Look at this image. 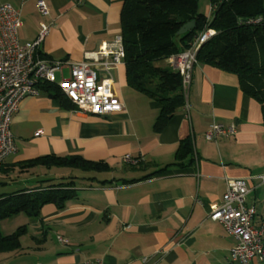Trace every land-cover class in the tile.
I'll return each mask as SVG.
<instances>
[{"label": "crops", "instance_id": "0c3cea01", "mask_svg": "<svg viewBox=\"0 0 264 264\" xmlns=\"http://www.w3.org/2000/svg\"><path fill=\"white\" fill-rule=\"evenodd\" d=\"M44 1L48 16L40 14L35 0L0 4L19 11L18 38L23 44L35 39L40 21L51 23L41 53L65 62L62 75L56 74L58 86L61 77H69L71 63L121 35L125 0ZM209 7V0H198L200 12L209 15ZM112 79L124 107L104 116L74 112L68 102L44 90L19 102L10 119L17 151L3 166L44 155H79L106 163L109 169L68 173L76 191L64 208L44 205L39 217L12 230L24 228L20 246L0 253L22 249L30 224L29 248L45 264L95 259L107 264H241L230 257L235 238L208 215L221 203L226 178H245L250 190L246 203L256 209L254 222L264 219V118L258 102L240 89L236 74L199 62L184 108L157 132L160 104L128 85L124 64L112 71ZM213 122L235 124V135L206 140L204 134ZM187 138L192 159L175 163L178 146ZM126 155L137 162H125ZM51 169L36 166L21 172L16 167L5 177ZM58 176L43 172L23 181H36L35 187L46 179L58 182L54 180ZM251 264L264 263L254 259Z\"/></svg>", "mask_w": 264, "mask_h": 264}, {"label": "trees", "instance_id": "16d2710c", "mask_svg": "<svg viewBox=\"0 0 264 264\" xmlns=\"http://www.w3.org/2000/svg\"><path fill=\"white\" fill-rule=\"evenodd\" d=\"M209 2L213 7L209 18L199 11L198 0H125L123 4L121 36L125 50L126 81L131 88L160 104L154 124L157 132L186 104L179 73L158 62L188 48L194 37L207 27L216 33L199 48L197 62L211 63L236 74L240 89L258 102L264 118V0ZM192 20L196 23L195 28L178 35L181 26ZM40 90L74 107L53 83L41 84ZM186 157L192 159V142L189 138L180 142L175 163L182 164L181 161ZM36 166L93 172L109 169L106 163L90 161L79 155H44L7 167L2 165L0 171L5 175L9 169L17 167L22 172ZM73 179L66 177L58 182L46 179L35 187H21L12 192L0 193V220L21 213L36 219L46 204L63 209L75 194ZM11 180L1 181L0 184L7 185ZM23 232L22 227L7 235L0 232V252L18 248L19 236Z\"/></svg>", "mask_w": 264, "mask_h": 264}, {"label": "built area", "instance_id": "2783aa9c", "mask_svg": "<svg viewBox=\"0 0 264 264\" xmlns=\"http://www.w3.org/2000/svg\"><path fill=\"white\" fill-rule=\"evenodd\" d=\"M35 2L40 14L48 16L45 1ZM212 11L210 4L208 18ZM21 25L19 11L8 3L0 4V169L6 159L17 151L10 131V119L19 102L26 96L38 95L41 84H54L56 74L62 75L65 64L62 60L49 59L41 54V45L50 31L51 23L40 21L35 39L24 44L18 38ZM215 33L212 28L203 29L189 43L188 48L165 59L166 65L179 73L185 98L193 69L198 63L196 54L201 45ZM124 58L122 36L118 35L111 43H103L97 50L86 52L82 61L70 64L69 77H61L58 87L73 104L74 112L104 116L123 109L124 104L113 89L112 71L124 64ZM39 133L38 130L35 134ZM235 133V124L213 122L204 135L206 140L212 141ZM123 160L137 162L128 155ZM261 178L264 180V175ZM249 191L245 178H226L221 203L211 210L208 217L221 223L235 238L236 244L230 250L232 260L251 264L257 259L264 263V219L255 224L256 209L246 203ZM79 264L107 263L95 259Z\"/></svg>", "mask_w": 264, "mask_h": 264}, {"label": "rangeland", "instance_id": "374dc122", "mask_svg": "<svg viewBox=\"0 0 264 264\" xmlns=\"http://www.w3.org/2000/svg\"><path fill=\"white\" fill-rule=\"evenodd\" d=\"M159 65H165L166 63L164 61L158 62ZM184 95V94H183ZM48 170V169H45ZM47 175H55L58 174L59 176L54 179L55 181H59L62 179H65L68 176V173L74 174H85L80 170L75 169H65V168H57L52 167L51 171H43ZM41 170H37L36 174L35 172L30 173L33 175H39L40 173L43 174ZM29 174V175H30ZM91 174V173H90ZM29 175H11L12 180L7 185L0 184V193L2 192H12L15 189H19L21 187H27L26 185L31 184L30 187H33L36 184V181H32L29 183H25L23 179L25 177H28ZM65 177V178H64ZM7 178L5 175H0V182L5 181ZM30 218H28L25 214H20L12 218L2 219L0 220V232L5 235L8 233H11L13 229H15L17 226H20L21 224L28 222ZM25 221V222H24ZM33 233L31 225H27V233L25 234L22 245V249L6 252V253H0V264H45L46 260H41L39 258V254L32 250L29 247H33V244L30 242L31 234Z\"/></svg>", "mask_w": 264, "mask_h": 264}, {"label": "water", "instance_id": "95a60500", "mask_svg": "<svg viewBox=\"0 0 264 264\" xmlns=\"http://www.w3.org/2000/svg\"><path fill=\"white\" fill-rule=\"evenodd\" d=\"M195 26H196V23L194 20L189 21V22L185 23L184 25H182L177 33H178V35H181L183 33H186L187 31L195 28Z\"/></svg>", "mask_w": 264, "mask_h": 264}]
</instances>
